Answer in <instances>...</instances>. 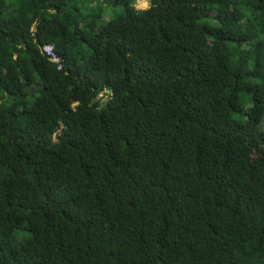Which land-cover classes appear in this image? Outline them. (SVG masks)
Returning <instances> with one entry per match:
<instances>
[{
	"label": "trees",
	"instance_id": "trees-1",
	"mask_svg": "<svg viewBox=\"0 0 264 264\" xmlns=\"http://www.w3.org/2000/svg\"><path fill=\"white\" fill-rule=\"evenodd\" d=\"M138 1L0 0V264H264V0Z\"/></svg>",
	"mask_w": 264,
	"mask_h": 264
},
{
	"label": "rangeland",
	"instance_id": "rangeland-1",
	"mask_svg": "<svg viewBox=\"0 0 264 264\" xmlns=\"http://www.w3.org/2000/svg\"><path fill=\"white\" fill-rule=\"evenodd\" d=\"M144 5H147V7H144ZM136 8L139 9V10H145L147 8H149V0H141V1H138L136 3ZM102 102H105L109 99V97L107 95H101L100 96Z\"/></svg>",
	"mask_w": 264,
	"mask_h": 264
},
{
	"label": "built area",
	"instance_id": "built-area-1",
	"mask_svg": "<svg viewBox=\"0 0 264 264\" xmlns=\"http://www.w3.org/2000/svg\"><path fill=\"white\" fill-rule=\"evenodd\" d=\"M45 51L48 53L49 56H51L52 61L54 62H59L58 57L56 56V54L53 52L51 47H46Z\"/></svg>",
	"mask_w": 264,
	"mask_h": 264
}]
</instances>
